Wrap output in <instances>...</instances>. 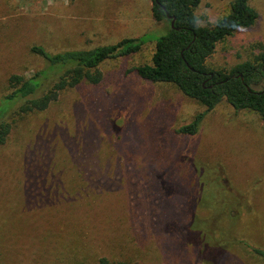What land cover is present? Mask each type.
Instances as JSON below:
<instances>
[{"label": "rangeland", "instance_id": "1", "mask_svg": "<svg viewBox=\"0 0 264 264\" xmlns=\"http://www.w3.org/2000/svg\"><path fill=\"white\" fill-rule=\"evenodd\" d=\"M233 1L201 0L199 22L216 23ZM250 1L255 24L221 42L210 67L263 49L264 0ZM168 29L152 0H0V108L13 74L45 67L34 45L55 53L150 39L105 61L101 83L3 116L12 130L0 144V264H264L254 251L264 250V121L223 100L196 135L178 133L206 107L128 72L152 62Z\"/></svg>", "mask_w": 264, "mask_h": 264}, {"label": "trees", "instance_id": "2", "mask_svg": "<svg viewBox=\"0 0 264 264\" xmlns=\"http://www.w3.org/2000/svg\"><path fill=\"white\" fill-rule=\"evenodd\" d=\"M200 3L201 0H152L154 19L167 22L169 29L156 36L152 62L134 66L128 72L151 83L175 84L186 96L206 107L192 122L177 129L180 134L196 135L207 113L223 100L236 110L259 114L264 121V46L258 44L263 48L261 52L230 69L208 65L221 42L239 29L255 24L257 10L250 0H234L226 15L214 24L203 25L196 14ZM149 41L145 36L128 37L114 44L55 53L42 45L32 46L31 51L46 65L32 76L13 74L9 78L11 92L4 96L0 108V144L7 141L12 130L11 124L2 118L15 104L21 103L19 110L23 113L45 111L66 89L83 82L101 83L104 76L100 66L105 61L135 54ZM49 81L53 84L43 90ZM254 251L264 257V250ZM96 264L127 263L101 258Z\"/></svg>", "mask_w": 264, "mask_h": 264}, {"label": "water", "instance_id": "3", "mask_svg": "<svg viewBox=\"0 0 264 264\" xmlns=\"http://www.w3.org/2000/svg\"><path fill=\"white\" fill-rule=\"evenodd\" d=\"M172 27H174V21L172 22Z\"/></svg>", "mask_w": 264, "mask_h": 264}]
</instances>
